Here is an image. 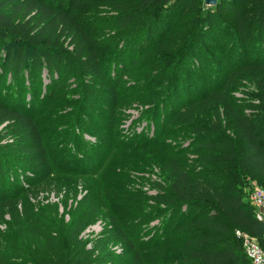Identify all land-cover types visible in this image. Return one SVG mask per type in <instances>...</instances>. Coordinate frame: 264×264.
I'll use <instances>...</instances> for the list:
<instances>
[{
    "label": "trees",
    "instance_id": "16d2710c",
    "mask_svg": "<svg viewBox=\"0 0 264 264\" xmlns=\"http://www.w3.org/2000/svg\"><path fill=\"white\" fill-rule=\"evenodd\" d=\"M88 2L0 0V50L4 47L0 52V126L6 124L5 133H0V215L7 212L33 225V219L42 214L29 204L20 212L17 208L22 188L19 182L15 184L18 175L30 170L34 179L38 178L36 173L42 179L53 169L40 123L28 109L35 106L43 84L52 101L58 96L66 101L73 92L64 90L74 78L80 89L74 124L80 129L108 140L105 122L93 110L98 94L111 120L122 103L132 99L149 105L145 113L150 119L157 120L165 112L164 129L172 123L175 127L168 135L194 133L195 143L206 155L191 160L183 150L161 146L155 139L127 144V151L150 149L148 159L159 164L161 176L153 181L155 193L148 195L134 188L125 171L126 177H116L115 189L106 187L92 195L88 191L70 208L68 221L56 212L51 214L48 221L44 220L50 226H40L39 235L52 244L55 239L47 229L55 230L67 264L72 263V257L88 259L92 255L82 247L79 235L90 221L98 219L105 223L103 234L95 242L102 262L114 259L107 244L115 241L122 245V254L131 264H250L236 230L256 238L264 250V221L257 219L256 208L247 198L253 192L248 182L264 187V0H218L215 7H208L203 20L196 15L193 22L197 29L187 32L176 56L164 54L172 42L170 30L182 15L192 9L199 12V0L118 1L116 13L107 20L119 37L115 44H107L84 21L83 7ZM223 9L234 17L233 29L228 32L232 38L229 51L234 54L236 47L241 59L252 52L250 62L241 64V68L252 70L260 92V105L252 115L234 104L227 92L234 72L206 95L195 97L189 93L196 89L179 70L184 59L199 56L197 41L202 38V26L208 31L221 28L216 15ZM68 38L72 49L66 45ZM220 42L227 44L225 37ZM145 52L149 56L144 58ZM200 60L193 68L195 72L204 67ZM11 86L25 87L35 97L33 94L24 102L23 96L9 95ZM170 103L173 111L169 110L172 105L166 108ZM202 107L214 109L217 122H202L196 113ZM221 112L233 130L232 136L223 130ZM5 134H14L15 139L2 143ZM4 150L23 154L26 157L21 160L31 159L30 166L17 162V156L2 154ZM209 161H213L212 166ZM31 174H27L29 180ZM67 188L66 193H76V187ZM40 218L38 222L43 221ZM17 233L25 239L24 232ZM5 252L0 249V261Z\"/></svg>",
    "mask_w": 264,
    "mask_h": 264
},
{
    "label": "rangeland",
    "instance_id": "374dc122",
    "mask_svg": "<svg viewBox=\"0 0 264 264\" xmlns=\"http://www.w3.org/2000/svg\"><path fill=\"white\" fill-rule=\"evenodd\" d=\"M118 1L124 0H89L83 7L84 21L88 22L90 28L96 29L97 33H99L98 35L106 39L107 44H115L119 39L116 31L110 27L107 21L109 17L116 13L115 5H118ZM199 1L200 4L198 2L197 7V9L200 8L199 12L196 9H192L188 14L182 15L174 21V29L170 30L173 36L172 42L167 51H164V54L169 53L171 56H176L181 48L178 45L187 32L189 33L193 30L195 32L197 29V25H194L193 22L196 20V15L198 14L202 20L206 17L209 8L205 5V0ZM216 17L221 28L208 31V28L202 26V38L197 41L199 44V56L196 57L197 59H184L179 70L184 80L188 81L196 89L189 93L190 95L195 94V97L206 95L209 92L208 90L216 86V84L220 85L230 71L234 72L227 92L234 104L247 115H252L257 112L255 111L256 106L260 105V100L257 96L260 92L254 81L252 70L250 68L246 70L241 68L243 62H250L248 60H250L252 52H247L246 58L241 59L237 56L238 52L235 47V50H232L234 54H232L229 51L231 47L229 44H231L232 38L228 32L233 29V14L229 10L223 9ZM176 30L177 32H174ZM214 32L216 35H214ZM224 37L227 44L222 45L220 41ZM69 40L70 38L67 39L66 45L72 49L74 45L69 43ZM0 52L1 54L4 52V47H2ZM153 52H156V49ZM143 54L144 58L149 56L148 52ZM200 59H202L204 67L199 72H195L193 68L196 67L197 62H201ZM227 61L228 64H226ZM215 76L216 79L214 81ZM5 80H8L7 77ZM203 82L205 85H203ZM69 83L64 90L73 92L65 98L68 102L61 101L59 96L52 101L49 98V91L45 94L43 84L40 87L39 94H37L35 106L33 109H28L40 123L48 160L53 169L52 173L46 171L43 174L44 179H41L40 173H36L38 178L34 179L30 170L18 175L17 180L19 181H16L15 184L19 182L20 187H22L19 192L20 199L17 207L19 212L24 204H29L37 214L38 212L42 214H38L32 221L33 225H30L24 220L20 222L17 217L8 214L5 209L4 212L6 213L0 215V249L6 250V252L0 264H67V258L63 253L60 242H58L59 240H57L55 230L47 229L48 234H52L50 238L53 237L55 239L51 240L52 244L49 242V245L47 238H42L39 235L40 226L45 227L44 225H46V228H48L47 226L50 225L44 220L48 221L55 212L60 216H64V220L68 221L70 208H74L75 203L81 200L88 191L92 195L95 191L106 190V187L108 189L114 187L115 189L116 177H126L125 171L130 175L134 188L148 195H153L157 188L153 181L158 180L161 176L159 164L148 159L146 152L150 149L140 148L135 151H127L125 147L127 144L134 146L138 139L142 141L155 139L158 140L161 146L175 151L183 150L184 155L191 160H201L206 155L204 148L195 143L197 139L194 133L190 131L168 135V132H171L175 127L174 123H172L171 126L164 129L165 112L162 111L157 120L150 119L149 115L145 113L149 105L132 99L123 102L113 120H111L104 106L106 103L103 100L101 101L102 95L98 94L99 101L93 107V110L96 113L99 112V117L104 120L105 126L103 127L108 140L93 135L87 129H80V127L75 126L76 123L74 124L79 110V82L72 78ZM3 87L5 89L7 87L6 84ZM180 91L181 89L177 94ZM13 92L15 93L13 94ZM15 94L23 96V101L27 102L29 96L34 93L32 94L30 90L27 91L25 87L24 89H17L11 86L9 95L14 96ZM33 96L35 97V94ZM172 99H170V102H172ZM169 105H172L169 110L173 109L172 103L167 104L166 108L168 109ZM196 113L201 116L202 122L205 124L206 122H217V114L214 113L212 108L202 107ZM221 119L223 130L226 134L232 136L233 130L228 127L223 112H221ZM5 125L0 126V133L2 134L6 131ZM14 139V134H5L2 143L11 142ZM2 154L9 155V157L17 156V162H20V164H26L27 166L31 164V159L30 161L25 159V162H23L21 159L26 156L23 154L15 155L13 150H4ZM207 164L212 166L213 161H209ZM73 172H78L82 175L79 174L78 176L73 174ZM27 174H31L32 180L27 178ZM248 183L249 189L254 190L255 187L264 189L258 183ZM67 186L76 187V193L70 189L71 192L69 194L66 193ZM5 187H8V185ZM249 189L247 192H249ZM251 194V192L247 194L249 200ZM37 217L40 220L42 219L43 223L38 222ZM156 223L157 220L154 224ZM104 227L105 223L102 219L90 221L85 226L79 235V240L85 250L92 251V255L88 259H84V257L83 259L81 257L75 259L72 257L71 264H79L84 260H88L90 264H131L130 259L122 254V245L115 241H110L107 244V250L115 254L114 259L107 262H102L99 259L100 255L97 251L98 248L95 247V242L103 234ZM20 231L25 233V239L18 235L17 232ZM20 243L22 247H17L16 245Z\"/></svg>",
    "mask_w": 264,
    "mask_h": 264
},
{
    "label": "built area",
    "instance_id": "2783aa9c",
    "mask_svg": "<svg viewBox=\"0 0 264 264\" xmlns=\"http://www.w3.org/2000/svg\"><path fill=\"white\" fill-rule=\"evenodd\" d=\"M251 202L256 208V217L264 221V189L255 187L251 194ZM236 235L241 238L243 249L247 255L250 264H264V250L259 245L256 238L251 235L236 230Z\"/></svg>",
    "mask_w": 264,
    "mask_h": 264
},
{
    "label": "water",
    "instance_id": "95a60500",
    "mask_svg": "<svg viewBox=\"0 0 264 264\" xmlns=\"http://www.w3.org/2000/svg\"><path fill=\"white\" fill-rule=\"evenodd\" d=\"M218 3V0H205V5L207 7H215Z\"/></svg>",
    "mask_w": 264,
    "mask_h": 264
}]
</instances>
